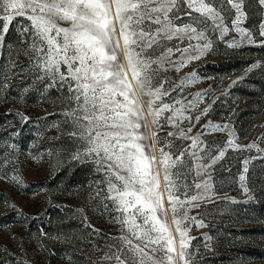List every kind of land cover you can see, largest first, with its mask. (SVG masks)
Listing matches in <instances>:
<instances>
[{
	"label": "rangeland",
	"instance_id": "1",
	"mask_svg": "<svg viewBox=\"0 0 264 264\" xmlns=\"http://www.w3.org/2000/svg\"><path fill=\"white\" fill-rule=\"evenodd\" d=\"M215 3L227 8L223 13L230 29L227 34L221 36L209 20L198 26L205 29L206 40L184 35L158 40L148 50L152 60L167 57L153 65L158 69L153 86L162 93L154 107L169 108L156 125L152 116L146 114V120L157 131L159 146L173 159L185 152L182 163L171 169L180 173L173 177L178 185L174 194L181 200L198 193L204 197L185 204L188 216L195 217L182 224L190 264H264V37L259 35L264 8L257 0H246L247 19L241 26L251 30L256 41L248 43L232 29L235 11L221 0ZM181 8L175 10L179 18H173L177 26L203 19L195 12L185 15L191 11L187 4ZM3 23L0 20V30ZM147 26L153 31L156 27ZM233 39L238 47H228ZM33 40L31 21L14 16L0 45V177H4L0 178V264H108L101 257L109 251L108 245L118 243L114 238L122 232V213L106 199L107 179L95 160L72 159L86 147L85 141L70 135L77 129L65 115L76 106L69 100L68 85L74 82H61L58 76L54 82L38 66L40 55L32 48ZM205 42L212 47L199 59H189L198 54L190 46ZM181 62L186 66L180 67ZM61 71L67 68L62 65ZM205 108L208 112L202 114ZM195 137L199 143L193 147ZM253 143L260 151L245 147ZM153 146L159 159L155 142ZM221 150L224 157L212 165ZM245 160L250 163L245 165ZM242 174L247 177L244 182L239 179ZM204 181L211 185L207 193L195 187ZM242 185L249 187L248 193ZM160 191L168 208L163 173ZM249 194L255 199L248 201ZM5 198L23 215L13 213ZM172 221L169 208L167 223L179 249L180 237ZM200 221L203 227L198 226ZM176 262L181 264L178 256Z\"/></svg>",
	"mask_w": 264,
	"mask_h": 264
},
{
	"label": "snow or ice",
	"instance_id": "2",
	"mask_svg": "<svg viewBox=\"0 0 264 264\" xmlns=\"http://www.w3.org/2000/svg\"><path fill=\"white\" fill-rule=\"evenodd\" d=\"M221 2L235 11L232 29L241 40L255 43V34L241 26L247 19L246 0ZM257 3L264 8V0H257ZM182 4H187L191 10L185 15L192 16L195 12L203 19L193 18L191 23L177 26L173 18H179L175 10ZM226 10V7H218L215 0H0V20L4 21L0 45L14 16H26L31 21L32 48L40 55L38 66L51 74L54 82L57 76L61 82H74L68 85L69 100L76 106L70 107L65 115L77 129L70 135L85 141L86 147L83 152L73 154L72 159L95 160L98 170H103L107 179L109 194L106 199L112 200L122 213L119 220L122 232L114 238L118 243L108 245L109 251L101 261L108 264H177L178 256L181 264H190L186 253L187 232L182 224L188 219L195 220V217L188 216L185 204L204 197L198 193L188 200H181L173 192V188L178 187L173 177L180 173L171 169L182 163L185 152L181 151L173 159L170 152L159 146V135L149 128L146 120V114L150 115L153 117L151 123L156 125L160 114L169 108L167 104L154 107L155 100L162 93L160 87L153 86L158 71L153 65L166 62L167 57L152 60L148 50L158 40L182 39L184 35L190 40H206L205 29L198 30V26L207 25L209 20L213 28L219 29L221 36L227 34L230 29L223 15ZM147 25H155V30H150ZM259 35L264 37V22L260 25ZM238 46L235 39L228 42V47ZM190 47L198 54L189 59L196 60L212 44L205 42ZM167 52L171 54L172 49ZM62 65L67 68L66 72L61 71ZM184 66L186 62H181L180 67ZM207 112L208 108H205L202 114ZM23 119L27 121L28 117L23 116ZM180 134L185 135L183 131ZM153 142L155 151L160 154L159 159L154 154ZM198 143L199 137L192 138L193 147ZM231 143L230 140L229 145ZM245 147L251 149L257 145L253 143ZM257 150L260 151L258 147ZM224 155L221 150L212 158V165ZM249 163V160L244 161L245 165ZM248 171L245 167L244 173ZM161 173L168 208L165 207V193L160 191ZM13 179L22 183L17 177ZM239 179L244 182L247 177L242 174ZM242 186L248 193L249 187ZM195 187L203 188V193L211 189L207 181L197 183ZM254 199L252 194L247 197L248 201ZM4 203L12 208L13 213L23 215L8 198ZM193 207L199 205L193 204ZM169 208L173 213L172 224L180 237L179 249L167 223ZM181 209H184L182 216L179 215ZM198 226L203 227V222H198Z\"/></svg>",
	"mask_w": 264,
	"mask_h": 264
}]
</instances>
